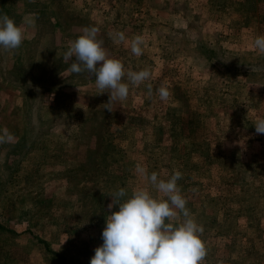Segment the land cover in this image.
Wrapping results in <instances>:
<instances>
[{
	"label": "rangeland",
	"instance_id": "rangeland-1",
	"mask_svg": "<svg viewBox=\"0 0 264 264\" xmlns=\"http://www.w3.org/2000/svg\"><path fill=\"white\" fill-rule=\"evenodd\" d=\"M3 14L24 40L0 48V135L13 137L0 143V264H90L111 194L159 196L137 164L165 180L182 173L203 264H264V134L254 126L264 118V54L254 47L264 0H0ZM92 26L109 58L151 72L112 111L95 76L63 60ZM116 31L126 43L113 42Z\"/></svg>",
	"mask_w": 264,
	"mask_h": 264
},
{
	"label": "clouds",
	"instance_id": "clouds-1",
	"mask_svg": "<svg viewBox=\"0 0 264 264\" xmlns=\"http://www.w3.org/2000/svg\"><path fill=\"white\" fill-rule=\"evenodd\" d=\"M98 33V27H85L78 38L69 42L63 60L72 61L71 73L87 72L90 77L95 76L99 94L109 93L105 109L112 111L113 102L126 100L129 86H139L150 80L151 72L147 68L126 71L121 61L109 58L103 40L97 38ZM109 37L115 43L127 42L121 31L111 32ZM23 40L22 28L7 14L0 15V48L16 50ZM144 43L143 36L137 35L130 42L131 52L141 56ZM254 47L264 54V36L255 38ZM125 78L128 82H124ZM157 93L161 101H167L171 95L165 86L157 89ZM148 95H152L150 84ZM254 126L257 134H264V118L258 119ZM12 139L4 129L0 143ZM135 171L159 196H153L146 187L133 189L130 197L123 187L111 194L112 203L108 205L111 214L107 216L102 231L103 243L95 249L90 264H203L207 255L201 239L203 226L193 218L178 187L182 173L175 171L165 180L156 172L149 175L140 164ZM115 205L119 210L111 211Z\"/></svg>",
	"mask_w": 264,
	"mask_h": 264
},
{
	"label": "trees",
	"instance_id": "trees-1",
	"mask_svg": "<svg viewBox=\"0 0 264 264\" xmlns=\"http://www.w3.org/2000/svg\"><path fill=\"white\" fill-rule=\"evenodd\" d=\"M214 56H215V53H214V54H211V55L209 56V58H210V57L213 58ZM211 61H213V59H211Z\"/></svg>",
	"mask_w": 264,
	"mask_h": 264
}]
</instances>
